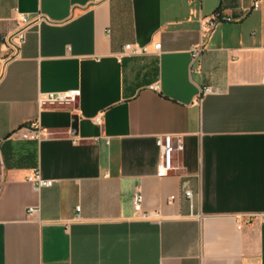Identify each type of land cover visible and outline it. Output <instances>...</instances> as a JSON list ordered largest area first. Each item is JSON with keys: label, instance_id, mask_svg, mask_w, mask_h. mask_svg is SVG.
<instances>
[{"label": "crops", "instance_id": "1", "mask_svg": "<svg viewBox=\"0 0 264 264\" xmlns=\"http://www.w3.org/2000/svg\"><path fill=\"white\" fill-rule=\"evenodd\" d=\"M0 141V264H264V0H0Z\"/></svg>", "mask_w": 264, "mask_h": 264}, {"label": "built area", "instance_id": "2", "mask_svg": "<svg viewBox=\"0 0 264 264\" xmlns=\"http://www.w3.org/2000/svg\"><path fill=\"white\" fill-rule=\"evenodd\" d=\"M193 0H190L192 3ZM233 18L230 16H215L210 18L208 21L201 20V27H206L209 32H211L221 21H231ZM16 37L18 40H16ZM25 40V32L23 29L17 31L14 35L9 38V43L13 49L15 55L20 53V47ZM161 43L156 44V49L160 50ZM205 48V43L195 44L191 47V52L194 58H196L200 52ZM149 52V48L146 45L140 43H126L123 45L119 56L122 59L125 55L129 54H145ZM219 89L214 86H206L203 90L204 93L217 92ZM80 94L79 90H69V91H47L42 92L39 95L38 102L41 108L48 106H62L67 104H73L76 102ZM94 121L98 124H103V115L99 114L94 117ZM19 135L21 138L26 140L42 141L43 139L53 136V132L44 127L39 121H34L28 125H24L19 129ZM158 143L161 148V159L158 164V171L160 176L168 175L173 169V152L175 150V145L173 141V136L170 134L161 135L158 138ZM5 166L2 153V145L0 141V178L4 176ZM32 180L37 182L38 187L52 185V179H44L39 173H36ZM187 194L191 195L190 191ZM134 207L137 211L142 212L143 207V195L140 191H136L133 197ZM39 211V207H30L29 213ZM142 215H146L142 213ZM241 228V225L239 226Z\"/></svg>", "mask_w": 264, "mask_h": 264}]
</instances>
